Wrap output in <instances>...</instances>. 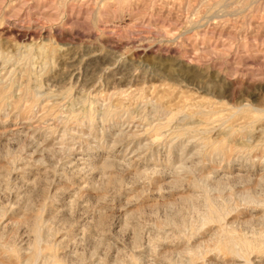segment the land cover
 Here are the masks:
<instances>
[{
	"label": "rangeland",
	"instance_id": "obj_1",
	"mask_svg": "<svg viewBox=\"0 0 264 264\" xmlns=\"http://www.w3.org/2000/svg\"><path fill=\"white\" fill-rule=\"evenodd\" d=\"M0 264H264V0H0Z\"/></svg>",
	"mask_w": 264,
	"mask_h": 264
},
{
	"label": "bare ground",
	"instance_id": "obj_2",
	"mask_svg": "<svg viewBox=\"0 0 264 264\" xmlns=\"http://www.w3.org/2000/svg\"><path fill=\"white\" fill-rule=\"evenodd\" d=\"M226 2H227V1H226ZM74 69H75V68H74ZM74 69H73V70H74ZM39 93H40V91H39ZM28 94H29V93H28ZM34 94H35V93H34ZM36 94H37V93H36ZM36 96H38V95H36ZM52 96H53V95H52ZM30 99H31V97H30ZM209 211H210V210H209ZM213 215H214V214H213Z\"/></svg>",
	"mask_w": 264,
	"mask_h": 264
}]
</instances>
